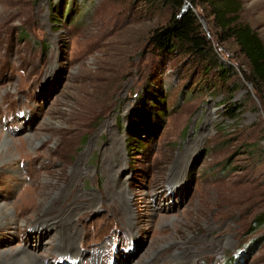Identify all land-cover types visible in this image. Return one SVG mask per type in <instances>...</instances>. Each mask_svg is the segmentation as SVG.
Returning a JSON list of instances; mask_svg holds the SVG:
<instances>
[{
    "label": "rangeland",
    "instance_id": "rangeland-1",
    "mask_svg": "<svg viewBox=\"0 0 264 264\" xmlns=\"http://www.w3.org/2000/svg\"><path fill=\"white\" fill-rule=\"evenodd\" d=\"M197 12L224 82L151 47L164 7L0 0V264H264V84Z\"/></svg>",
    "mask_w": 264,
    "mask_h": 264
},
{
    "label": "trees",
    "instance_id": "trees-1",
    "mask_svg": "<svg viewBox=\"0 0 264 264\" xmlns=\"http://www.w3.org/2000/svg\"><path fill=\"white\" fill-rule=\"evenodd\" d=\"M151 7H164L169 11L167 22L154 28L148 38L151 47L160 54H183L191 57L204 72L214 71L217 80L229 77V64L223 61L203 32L198 9L210 10L218 34L233 37L244 56L250 71L246 79L257 85L264 84V42L247 23L239 20L242 5L240 0H140ZM26 33L23 32L22 35ZM224 40V39H223ZM227 113L237 117L241 104H228ZM250 231L264 226V210L252 220ZM231 257L229 261L234 260Z\"/></svg>",
    "mask_w": 264,
    "mask_h": 264
},
{
    "label": "bare ground",
    "instance_id": "bare-ground-1",
    "mask_svg": "<svg viewBox=\"0 0 264 264\" xmlns=\"http://www.w3.org/2000/svg\"><path fill=\"white\" fill-rule=\"evenodd\" d=\"M6 141L7 142H10L8 139H6ZM115 143H118L119 141H114ZM13 153V152H12ZM14 154V153H13ZM107 170H112L113 168H112V166H107ZM170 187V186H169ZM173 188H175V186H173V187H170V189L172 190ZM122 193H124L122 190H120V194H115V196H114V198H120V196H121V198H122V201H123V204H124V201L126 200V203L127 204H130L131 203V201H132V199H129V198H127V199H125V194H123L122 195ZM127 197V196H126ZM125 205V204H124ZM130 206V205H129ZM50 224H54L53 222H48L47 224L45 223L44 224V226H46V225H48L49 226V228H52V227H55V226H50ZM60 245L58 244L57 245V247H59ZM61 247V246H60ZM65 249H63L62 250V247H61V250H60V255H61V253H63V251H64ZM21 251V250H20ZM20 251H19V253H16V254H14V255H12L13 256V259H8L9 261H12L13 263H16V262H21V261H24V260H27L28 261V264H36V258L34 257V256H32V258H28L26 255H23L22 253H20ZM23 256H22V255ZM8 260H6V261H8ZM177 262H179V263H181V262H183L184 261V259H183V261H181V259L180 258H177V259H175ZM79 261V260H78ZM4 264H10L9 262H5Z\"/></svg>",
    "mask_w": 264,
    "mask_h": 264
},
{
    "label": "water",
    "instance_id": "water-1",
    "mask_svg": "<svg viewBox=\"0 0 264 264\" xmlns=\"http://www.w3.org/2000/svg\"><path fill=\"white\" fill-rule=\"evenodd\" d=\"M200 19V18H199Z\"/></svg>",
    "mask_w": 264,
    "mask_h": 264
}]
</instances>
